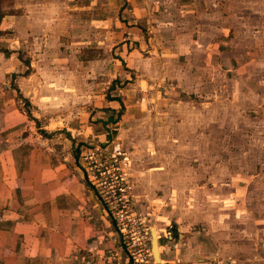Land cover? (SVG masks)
<instances>
[{
    "label": "crops",
    "instance_id": "obj_1",
    "mask_svg": "<svg viewBox=\"0 0 264 264\" xmlns=\"http://www.w3.org/2000/svg\"><path fill=\"white\" fill-rule=\"evenodd\" d=\"M28 1L0 0V264H85L89 257L118 247L113 222L88 183L81 142H94L93 137L98 136L106 146L109 131L101 134V129L119 124L115 130L127 139L126 146H142L143 153L147 151V157L139 162L130 159L126 168L136 173L134 194L139 208L164 209L168 224L163 230L175 222L179 234L176 231L174 256L186 255L187 264L215 259L242 264L233 253L238 247L249 264H263L264 174L247 177L244 170L221 165L216 174L215 166L209 164L212 159L193 155L195 169L185 174L190 184L174 186L169 168L154 166L151 160L156 156L150 155L163 128L170 129L175 123L177 129L176 122L185 121L184 110L189 108L188 113L196 115L195 121L185 123L190 129L195 127V133L210 129L216 121L214 103L209 97L205 103L201 101L197 88L190 94L200 96L196 101L201 105L193 106L180 100L182 91L149 90L147 83L174 82V77L183 76L180 68L189 66L197 87L205 73L209 81L214 80L212 67L216 64L230 66L236 61L250 66L262 61L255 57L233 60L232 41L224 36L220 39L222 56L215 58L212 33L231 30L230 19L244 17L226 9L228 2L242 0H64L68 7L76 3L83 10L92 2L95 43L100 47L107 44L114 64L122 67L128 91L116 96L120 99L94 95L96 104L91 102L77 111L68 105L62 115L50 104L54 89L47 85L40 91V64L32 53L40 32L39 16L44 15L39 14L36 0ZM253 10L256 17L262 16V11ZM215 17L226 22L216 23ZM105 62L108 67V60ZM109 75L118 81L119 74ZM43 81L49 83L45 77ZM119 109L127 122H114L112 117L104 122L86 121L92 112L98 117L106 110L113 116ZM172 115L178 117L175 122ZM195 133L191 131L188 139L197 146L201 136ZM201 134L209 141L208 132ZM158 176L167 180L156 181ZM170 207L178 211H173L175 217L169 216ZM187 216L191 218L188 225ZM188 226L205 227L196 244H186Z\"/></svg>",
    "mask_w": 264,
    "mask_h": 264
},
{
    "label": "rangeland",
    "instance_id": "obj_2",
    "mask_svg": "<svg viewBox=\"0 0 264 264\" xmlns=\"http://www.w3.org/2000/svg\"><path fill=\"white\" fill-rule=\"evenodd\" d=\"M23 1L29 2L28 0ZM255 2L257 3L255 4ZM35 3L39 8V14H43L44 17L39 16L40 32L37 45L34 44L33 47L32 57L40 64V75L42 76V79L40 78V91L46 90L47 85L55 91V98L49 100L51 105L54 104L53 108L56 110L55 113H58L57 115H62L64 108L68 105H70L71 110L77 111L80 107L87 106L91 102L92 105L96 104L94 95L107 96L108 98L113 95L114 99H120L116 97L120 92L124 91L125 94L127 93L128 83L125 76H122V67L114 64L115 62L112 60L110 52H108L107 44H101L103 47H100L95 43L98 38H96L93 29L94 9H91L93 6L92 2H88L86 10H83L84 6H78L76 3L68 7L64 0H36ZM221 8H223L222 3L219 5V9ZM255 8L258 13L259 10L262 11L260 18L254 15L253 9ZM226 9L234 10L244 15V17L238 18V20L230 19L231 30L227 28L223 32L214 29L215 31L212 34L215 35V42H212V45L215 47V58L222 56V42L220 39L224 36L232 41L231 45L234 48L231 56L233 60L238 58L250 61L249 59L255 57L262 60L260 64L247 66L236 61L235 64L230 66L220 63L216 64L212 67L214 80L209 81L205 73L200 77L201 80H199L197 87H195L196 81L193 82L190 77V67L183 66L179 72L183 75L182 78L174 77V82H152L150 84L147 83L146 86L149 90L182 91L183 96L180 100L188 101V105L192 102L193 106H200V102L196 101L201 98L200 96L203 97L201 101L206 102L207 97H209L210 102L214 103L216 122L210 129H202L195 133V127L190 129L189 126H186V121H195L197 119L195 114L188 113V108L184 110L186 115L183 119L185 121L179 119L176 122L179 123L177 129L174 123L170 129L165 130L163 128L156 135L158 138L156 143L154 142L155 145L152 146L153 154H150L152 156L155 155L156 158L151 161H154V166L162 165V167L167 166L169 168L168 173L172 175L169 180L174 186L182 183L190 184L191 180L186 178V176L189 171L195 169L191 163L193 155L199 158L202 156L206 160L207 157L212 159L209 164L215 166L216 174L221 171L222 167L220 165L230 170H244L247 177H262L264 174V0H242L237 3L230 1ZM78 15H82V18ZM214 21L216 23H224L226 19L215 17ZM102 29L104 31L107 30L105 25ZM28 52L31 51L28 50ZM223 57L226 58L228 55ZM107 60L108 67L107 62H105ZM100 61L104 63H101V65L100 63L97 64ZM62 62L69 64L61 66L59 63ZM111 73L119 74L118 81H115V78L110 79L109 74ZM62 74H67L69 77L62 79L60 76ZM43 77L48 79L49 83H45ZM194 88H197L199 97H196L195 93L190 94ZM63 91L66 94L64 96ZM22 104L27 108L25 100L22 101ZM261 104L263 106H260ZM120 111L121 109H119V113L111 116L110 112L102 110L103 113L99 114L98 117H95V112H92L91 117H87L86 121L89 123L104 122L105 119L112 117L114 122L119 120L122 123L127 122L126 119H121L123 113ZM172 116L175 122L178 117ZM41 119L42 121L46 120L45 118ZM108 123L110 124L109 121ZM117 127H121V124L101 129L103 131L101 134L109 131L110 140L106 146L100 144L105 143V141H101L98 136L93 137L94 142L87 141V139L81 142L84 146L81 157L86 168L88 183L91 184L89 175L92 176L93 171L100 170L106 173L101 177L99 175L100 172H98V178L94 180L97 186L91 184L97 191V195L105 209L109 203L119 201L118 196L116 198L115 194L118 189L127 188L138 215L145 217L147 224L155 227L156 230L163 229L164 225L168 224V214L164 209L160 211L139 208L134 194V187L137 185L133 181V177L136 173L128 172L126 168L127 163H130L132 158L138 162L142 161L147 151L143 153L144 148L142 146L136 148L126 146L127 139L117 135L118 132L115 130L118 129ZM191 131L195 135L199 134L201 136L200 144L197 146L190 144L191 139H188V137ZM99 132L96 131L95 134ZM207 132L210 136L209 141L203 139L201 134H207ZM186 133L188 135L183 136ZM75 135L79 134L76 132ZM80 137L84 138L81 134ZM184 137H187L185 138L186 140H184ZM177 138H180V140ZM116 149L117 152H115ZM145 156L147 157L148 155ZM90 157H93V159L90 160ZM115 158L117 161H115ZM90 161L92 164H89ZM112 166L119 167L120 170H116L112 174L108 173L107 171ZM90 167L93 168V171ZM155 179L156 181L167 180L161 179L160 176ZM105 181L106 183L103 186H99L100 183ZM202 181L204 182V180ZM171 205L173 206V204ZM173 211H176L175 207H170L168 211L170 217H175ZM179 212L181 213V211ZM110 220L112 221L111 218ZM189 223L191 224V218L186 221L187 225ZM169 227L176 233L177 226L175 222L171 221ZM179 227L181 228V226ZM203 227L199 226L195 229L194 226H188L184 233L186 234V244H196L204 233ZM177 233L179 234L178 231ZM173 253L174 249L172 248L164 253L163 258L181 260L186 263V255H183L185 256L183 258L179 254L177 258ZM190 253L192 254V252ZM233 253L235 258H238L242 264H246L245 262L249 260L248 258H243V253L238 247L235 248ZM170 255L172 256L169 257ZM192 259L194 260L193 257ZM247 262L249 264L250 261Z\"/></svg>",
    "mask_w": 264,
    "mask_h": 264
},
{
    "label": "built area",
    "instance_id": "obj_3",
    "mask_svg": "<svg viewBox=\"0 0 264 264\" xmlns=\"http://www.w3.org/2000/svg\"><path fill=\"white\" fill-rule=\"evenodd\" d=\"M91 159L93 157H90ZM115 161H117L116 158ZM89 164L92 162L90 161ZM90 169L93 171L92 167ZM116 170L119 171L120 168L112 166L107 172L112 174ZM98 172H100L101 177L106 174L100 170L93 171L92 176L89 175L93 186H97L94 180L98 178ZM120 177L123 178L122 175ZM105 183L106 181L100 183L99 186H103ZM129 193L127 188L118 189L115 194L119 201L109 203L106 208L119 237L118 247L103 254L89 257L85 260V264H187L181 260L162 258V255L168 252L176 242L175 232L171 230V227L165 230H156L155 227L148 225L147 219L139 216L136 212V207ZM153 229L156 231V238ZM154 240L158 243L160 260H157L154 252ZM207 262V264H236L231 259H215Z\"/></svg>",
    "mask_w": 264,
    "mask_h": 264
},
{
    "label": "bare ground",
    "instance_id": "obj_4",
    "mask_svg": "<svg viewBox=\"0 0 264 264\" xmlns=\"http://www.w3.org/2000/svg\"><path fill=\"white\" fill-rule=\"evenodd\" d=\"M153 232H154V229H153ZM154 236H155V238H156V233H154ZM157 252H155V254H156V258H157V260H160V256H159V250H156Z\"/></svg>",
    "mask_w": 264,
    "mask_h": 264
},
{
    "label": "water",
    "instance_id": "obj_5",
    "mask_svg": "<svg viewBox=\"0 0 264 264\" xmlns=\"http://www.w3.org/2000/svg\"><path fill=\"white\" fill-rule=\"evenodd\" d=\"M156 250H158V243L156 240H154V252H157Z\"/></svg>",
    "mask_w": 264,
    "mask_h": 264
}]
</instances>
